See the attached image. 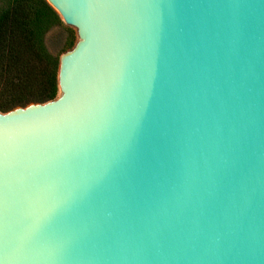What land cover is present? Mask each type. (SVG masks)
Instances as JSON below:
<instances>
[{
    "label": "water",
    "instance_id": "1",
    "mask_svg": "<svg viewBox=\"0 0 264 264\" xmlns=\"http://www.w3.org/2000/svg\"><path fill=\"white\" fill-rule=\"evenodd\" d=\"M58 95L0 111V264H264V0H47Z\"/></svg>",
    "mask_w": 264,
    "mask_h": 264
},
{
    "label": "trees",
    "instance_id": "2",
    "mask_svg": "<svg viewBox=\"0 0 264 264\" xmlns=\"http://www.w3.org/2000/svg\"><path fill=\"white\" fill-rule=\"evenodd\" d=\"M55 30L66 35L64 50L72 49L76 32L47 0H0L1 112L57 97L60 56L47 44Z\"/></svg>",
    "mask_w": 264,
    "mask_h": 264
},
{
    "label": "rangeland",
    "instance_id": "3",
    "mask_svg": "<svg viewBox=\"0 0 264 264\" xmlns=\"http://www.w3.org/2000/svg\"><path fill=\"white\" fill-rule=\"evenodd\" d=\"M76 42H77V36H76ZM66 35L61 33L58 30L53 31L50 33L47 37V44L50 52L54 55L61 56L66 51L70 50L66 48Z\"/></svg>",
    "mask_w": 264,
    "mask_h": 264
}]
</instances>
